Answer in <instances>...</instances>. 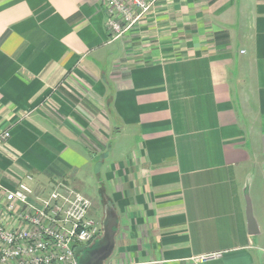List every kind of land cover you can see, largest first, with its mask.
<instances>
[{"label": "crops", "instance_id": "obj_1", "mask_svg": "<svg viewBox=\"0 0 264 264\" xmlns=\"http://www.w3.org/2000/svg\"><path fill=\"white\" fill-rule=\"evenodd\" d=\"M107 19L103 0H0L3 184L99 207L79 264L109 222L99 264H264V0H160L118 38Z\"/></svg>", "mask_w": 264, "mask_h": 264}, {"label": "built area", "instance_id": "obj_2", "mask_svg": "<svg viewBox=\"0 0 264 264\" xmlns=\"http://www.w3.org/2000/svg\"><path fill=\"white\" fill-rule=\"evenodd\" d=\"M159 1L103 0L109 34L122 36ZM10 136L9 130L1 131L0 146ZM26 179L8 188L0 176V264H79L77 247L93 242L101 230L89 215L91 200L62 183L47 195L37 194L28 183L33 177Z\"/></svg>", "mask_w": 264, "mask_h": 264}, {"label": "water", "instance_id": "obj_3", "mask_svg": "<svg viewBox=\"0 0 264 264\" xmlns=\"http://www.w3.org/2000/svg\"><path fill=\"white\" fill-rule=\"evenodd\" d=\"M247 215H248L250 228L252 229L256 226V221L253 217L251 205H250L249 201H248ZM113 236H114V224H113V222H109L107 227H106V234H105V239L107 240V244L103 250L100 249V250L91 252L92 257L96 258L92 264H99L105 258V256L109 253V251L111 249V244L113 241ZM88 258L90 259V257H88ZM91 260L92 259H90V261ZM89 262L84 261V264H89Z\"/></svg>", "mask_w": 264, "mask_h": 264}, {"label": "rangeland", "instance_id": "obj_4", "mask_svg": "<svg viewBox=\"0 0 264 264\" xmlns=\"http://www.w3.org/2000/svg\"><path fill=\"white\" fill-rule=\"evenodd\" d=\"M102 177L104 178V174L102 175ZM93 184V183H91ZM95 186V184H93ZM84 193H87L88 195H90L93 199H98V194H99V188H86V189H83L82 190ZM94 208V212L92 213L93 215V218H96V217H100V212H99V207L98 206H93Z\"/></svg>", "mask_w": 264, "mask_h": 264}, {"label": "trees", "instance_id": "obj_5", "mask_svg": "<svg viewBox=\"0 0 264 264\" xmlns=\"http://www.w3.org/2000/svg\"><path fill=\"white\" fill-rule=\"evenodd\" d=\"M82 248H83V247H81V246L77 247V249H76L77 254L79 253V251H80Z\"/></svg>", "mask_w": 264, "mask_h": 264}]
</instances>
